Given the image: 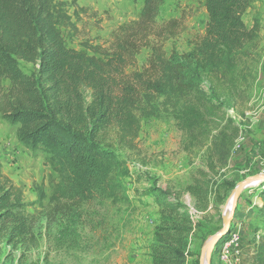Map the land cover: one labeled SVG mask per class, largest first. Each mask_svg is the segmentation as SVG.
Returning a JSON list of instances; mask_svg holds the SVG:
<instances>
[{
	"label": "trees",
	"instance_id": "trees-1",
	"mask_svg": "<svg viewBox=\"0 0 264 264\" xmlns=\"http://www.w3.org/2000/svg\"><path fill=\"white\" fill-rule=\"evenodd\" d=\"M164 2L144 0L139 18L120 25L109 48L88 44L77 50L63 36L61 27L72 22L59 0H0V114L18 125L23 146L46 154L59 176L52 201L70 213L96 197L130 202L123 179L131 172L115 140L128 147L142 119L171 117L185 151L206 148V167L186 187L198 212L208 208L210 194L216 200L220 188L236 187L224 172L240 125L220 112L234 107L258 55L260 23L248 27L244 21L254 0H204V34L188 52L169 55L151 39L174 35L173 21L157 25ZM143 48L151 50L147 64L129 72ZM20 62L33 70L25 72ZM258 188L264 207V180ZM147 193L161 213L151 264H187L200 222L192 220L181 194L157 185ZM9 223L13 230L28 228L22 191L3 173L0 157V229ZM216 255L214 250L212 260ZM246 264H264V236Z\"/></svg>",
	"mask_w": 264,
	"mask_h": 264
},
{
	"label": "rangeland",
	"instance_id": "rangeland-1",
	"mask_svg": "<svg viewBox=\"0 0 264 264\" xmlns=\"http://www.w3.org/2000/svg\"><path fill=\"white\" fill-rule=\"evenodd\" d=\"M59 1L72 22L61 27L63 36L68 46L77 50L88 44L109 48L113 32L124 23L136 21L144 4V0ZM172 21L174 35L168 31L163 38L152 37V44L161 45L168 55L174 50L188 52L205 32L208 14L204 0H165L157 25L163 27ZM244 21L248 27L255 21L260 23L258 55L246 71L248 81L243 82V93L236 97L234 107L220 112L221 117H232L240 125L242 140L235 143L224 172V178L236 186L246 178L264 174V0H254ZM150 53L149 48H143L137 64L128 71L142 70ZM20 65L25 72L33 70L30 63ZM84 95L89 103L91 90L85 88ZM17 128L0 114L3 173L22 191L28 228L13 230L9 223L0 229V264H151V244L161 222L160 207L147 193L154 185L181 194L192 220L200 222L191 235L192 256L187 264H204L207 244L223 229L225 208L236 187L220 188L219 200L210 194L207 209L198 212L194 208L186 187L198 170L206 167V148L185 151L183 133L171 117L142 119L138 137L128 147L115 140V148L131 172L123 179L130 202L96 197L73 208L72 213L52 201L59 176L42 150L28 149L19 142ZM222 178L216 175V180ZM260 183L240 193L233 218L234 229L242 235L240 253L228 264H246L264 236ZM220 244L215 247L217 254ZM212 264L225 263L216 255Z\"/></svg>",
	"mask_w": 264,
	"mask_h": 264
},
{
	"label": "water",
	"instance_id": "water-1",
	"mask_svg": "<svg viewBox=\"0 0 264 264\" xmlns=\"http://www.w3.org/2000/svg\"><path fill=\"white\" fill-rule=\"evenodd\" d=\"M259 179L264 180V174L255 175V176L246 178L244 181L240 182L236 186V188L234 189V192H233V205H232V208H231L230 217L224 223L223 229L219 233H217L215 236H213L209 240V242L207 244V264H212V255H213V252L215 250L216 244L218 243L219 239L221 237H223L224 235H226L230 231L231 223H232V220H233L235 212H236V207H237V204H238V200H239L241 191L243 189H245L246 187H249V186L257 184L256 181L259 180Z\"/></svg>",
	"mask_w": 264,
	"mask_h": 264
},
{
	"label": "built area",
	"instance_id": "built-area-1",
	"mask_svg": "<svg viewBox=\"0 0 264 264\" xmlns=\"http://www.w3.org/2000/svg\"><path fill=\"white\" fill-rule=\"evenodd\" d=\"M241 140L242 138L239 136L236 142L238 143ZM241 241H242V235L240 233V230L236 228L231 229L228 233L226 240L222 242L219 246V250H218L219 260L225 264L230 263L233 257L240 253L238 248Z\"/></svg>",
	"mask_w": 264,
	"mask_h": 264
},
{
	"label": "bare ground",
	"instance_id": "bare-ground-1",
	"mask_svg": "<svg viewBox=\"0 0 264 264\" xmlns=\"http://www.w3.org/2000/svg\"><path fill=\"white\" fill-rule=\"evenodd\" d=\"M262 179H259L256 181V183H260ZM233 205V198L229 201V203L227 204L226 208H225V222L228 220V218L230 217L231 214V208ZM204 264H207V255L205 257V262Z\"/></svg>",
	"mask_w": 264,
	"mask_h": 264
}]
</instances>
